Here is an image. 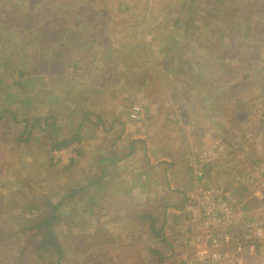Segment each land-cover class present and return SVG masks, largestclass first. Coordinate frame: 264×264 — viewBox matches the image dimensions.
Instances as JSON below:
<instances>
[{"label":"rangeland","instance_id":"rangeland-1","mask_svg":"<svg viewBox=\"0 0 264 264\" xmlns=\"http://www.w3.org/2000/svg\"><path fill=\"white\" fill-rule=\"evenodd\" d=\"M108 2L0 0V229L13 243L0 244V261H5L3 257L9 253L11 264H188L185 235L189 232L186 226L192 211L196 215L210 213L206 222L195 229L200 237L206 238L214 230L232 229L231 221L217 220V203L210 197L204 200L201 197L215 181L227 186L235 174L237 179H242L232 193L233 198L239 196V205L232 198L228 202L235 205V211L240 207L250 221H264V33H261L264 0H144L146 5L141 10L145 15L141 17L131 16L134 7L126 0H119L122 4L117 6L120 7L118 15L97 12L107 9ZM189 25L197 30L194 40L184 32ZM254 26L260 30L245 32ZM231 36L238 44L229 49L233 50V59L225 58L227 65L215 67L206 60L196 64L202 52L209 58L218 51L220 46L215 44L219 41L225 42L222 49L226 53ZM95 37L97 40L93 43ZM117 41L129 47L121 48L115 44ZM146 41H151L152 46L142 47ZM164 41L172 42L171 47ZM102 43L116 48H102ZM126 48L128 58H136L139 51L144 55L149 53L150 57L147 55L143 62L130 58L127 64L118 65V69L123 67L121 75L114 73L117 67L113 57ZM185 56L191 59L190 63ZM170 59L176 63L170 65ZM179 66L190 74L199 71L211 77L216 72L218 79L209 82L210 88L198 89L187 84L179 73ZM107 70L110 76L116 74L121 86H125L122 97L110 95L120 89L116 78L94 79L102 77ZM102 80L111 86L113 82L118 85L114 90L102 84ZM135 86L138 90L133 89ZM231 86L235 87L232 97L228 98L223 92ZM133 90L137 95H133ZM195 101L199 107L204 101L208 106H224V111L214 110L210 117L228 123L220 129L223 140L219 139L216 146L212 142L200 144V128H194L191 133L195 137L192 142L181 140L179 152L186 154V159L172 160L176 164L168 179L173 180L172 174L184 169L185 183L188 187L194 185L181 195L174 192L169 197L172 203L177 199L180 203L185 201L180 204L184 208H176L178 211L173 214L162 204L157 209L146 205L139 212V207L126 209L133 201L119 199V194L112 195L111 204H105L100 188L105 178L92 177L100 172L94 158L104 154L97 153L92 158L87 153L102 149V136L110 142L117 133L123 135L125 128L111 130L110 124L128 122L131 125L151 117L171 125L167 135L187 140L189 127L183 128L180 123L189 117L190 103ZM173 103L180 108L176 107L178 112ZM244 103L247 104L240 110ZM150 105L156 111L153 117L147 111ZM78 106L85 108V112L73 111ZM130 106H140L138 118L127 119ZM165 107L168 111H158ZM203 116L204 113H198L195 120H202ZM28 128L32 131L23 134V129ZM144 129L148 130L147 126ZM159 129L155 131L156 137H161ZM213 135L209 136L210 140L215 139ZM69 138L80 139L83 144L71 143L74 152L55 154L54 140ZM217 147L219 153H226L228 157L219 159L220 155H214L213 149ZM161 164L159 170L164 167ZM116 167L112 164L106 169L108 177H114ZM200 167V172L209 170L210 175L193 171ZM232 170V175H226ZM220 173H223L221 178ZM161 174L163 179L167 176L165 171ZM112 181L115 184L119 180ZM245 181L254 182L256 187L246 186ZM163 193L164 190L161 201L165 204L167 196ZM198 201L210 206L198 207ZM40 203H52V206L43 213L31 211ZM117 205L121 207L116 208ZM40 212L42 217H56L53 232L59 245L55 247L61 248V252L55 247L43 250L34 242L40 239L36 234L39 230L32 228ZM146 213L149 215L145 218ZM158 231L160 234H155ZM15 237L21 239L22 249L13 246L19 243L14 241ZM257 248L258 253L246 264H263L261 245ZM200 264L215 262L207 258Z\"/></svg>","mask_w":264,"mask_h":264},{"label":"crops","instance_id":"crops-1","mask_svg":"<svg viewBox=\"0 0 264 264\" xmlns=\"http://www.w3.org/2000/svg\"><path fill=\"white\" fill-rule=\"evenodd\" d=\"M127 2H130L132 4L133 11L131 13L132 17H141L142 15H145V13L142 12L141 9H143L146 5V3L144 2V0H126ZM160 1V0H157ZM116 4H115V3ZM123 3H125V1H122ZM122 2H119V0H109V4L110 6L108 8H112V9H99L97 10L101 12L102 15H106L108 13V15H118V11H120V7L118 8L117 6L120 4H122ZM153 4V3H152ZM126 10L128 8V6L126 5L124 7ZM138 8V9H137ZM134 9H137V12L134 11ZM150 10V9H148ZM57 13L60 12L59 8H56ZM121 11H123V9H121ZM107 12V13H106ZM149 14V11H148ZM189 28V27H188ZM186 31V29H184V32ZM191 36V38L194 40V37H192L191 34H189ZM166 40V39H165ZM118 43L115 42L116 45H120L121 42L117 41ZM151 44H153L150 41ZM148 43V41H146L144 44H142V47L144 48H149L152 45ZM164 43H167L166 45H168V47H171L172 42H168V41H164ZM221 44V42H219ZM232 43V42H231ZM230 43V45H231ZM129 44V43H127ZM132 44V43H130ZM234 43H232L233 45ZM174 45V44H173ZM231 45V47H232ZM100 46H102V48H108V50H114L116 47L114 45H109V46H105V43H102ZM121 48H125V47H129V45H126L125 47H123V44L120 45ZM173 48V46H172ZM127 48L126 50H119V54L117 55V57H113V63L116 64L117 67V71H114V73H118L121 75V73L123 72V67H119L118 69V65H125L128 63V59L131 58V60L136 61L138 58L140 62H143V60L147 57H150L149 53L147 55H144L142 51L138 52V55L136 58H132V57H127L128 55L126 54ZM148 52V51H147ZM121 53L123 56H121ZM112 57V56H110ZM109 57V58H110ZM100 58H104L100 57ZM152 58V57H151ZM182 58V57H181ZM173 59V58H172ZM170 59V65L174 62L176 63V60H172ZM186 61H188L190 63L191 59L188 60V58L185 56ZM233 59V57H230V61ZM150 60V59H149ZM201 60V61H200ZM206 60V62L210 63V60L212 61L211 58H208V56H206V52H202L201 55L198 57V60L195 61L196 64L197 63H201ZM184 62H186L185 60H183ZM151 62V61H150ZM205 62V63H206ZM214 62V66L215 67H221V66H217V64L221 65V59L218 58H214V60L212 61ZM173 63V64H174ZM194 63V62H193ZM88 72H85V74H87ZM111 72L110 71H105V73L103 74L102 77H94L95 80H100V79H108V78H116V74L112 73V76H110ZM136 74V71L135 73ZM88 75V74H87ZM119 75V76H120ZM180 75H183V79H185V81L187 82V84L190 86V82H192L191 84L193 86L197 85V79H208V76H204L205 74L198 71L197 73H184L182 72ZM89 77V76H88ZM212 80L216 81L218 79V76L216 74V72L214 73V76L211 75ZM119 82V77L116 78ZM193 81H192V80ZM210 79V77H209ZM104 80H102V84L104 85H108ZM114 86H111V88L116 87L118 84L115 85V82H113ZM217 83V82H216ZM108 85V86H109ZM122 84L120 83V89H114L115 92L110 93V95L112 94V96L115 94L117 98L122 97L123 94H125L124 91H126L125 86H121ZM96 87V85H95ZM198 89L202 88V85L198 86ZM132 88L130 87V90ZM133 89L138 90V88L135 86ZM133 95H137V92H135L133 90ZM125 97V95H124ZM204 100H206V98L204 97ZM137 103V100H134L133 103ZM86 104V103H84ZM79 105V102H78ZM135 105V104H134ZM133 105V106H134ZM133 106H130V113L133 109ZM173 108L175 109V112H178V110L176 109V105H174V103L172 104ZM78 106V108L76 107L74 110L78 111L80 110L81 113L85 112V108H80ZM179 110L180 108L177 107ZM190 109V115H188L189 117H187L186 119H184L180 124L182 125L183 128L185 127H189L190 132H187V140L183 137L180 139H175L174 137L172 138L171 136L166 134V131L168 130V128L171 125H164V121L161 120H157L155 121V119H152L151 117L145 120H141L139 119L137 122H134L135 124H128V122L126 123V125H122L121 123H117V122H113L111 123V127L110 129L112 130L114 129H120V131L122 130V127L125 128V130H123L124 132L122 133L123 135H117L115 137L112 138V141H108L106 139V137L102 136V149L101 148H96L94 150V153L90 154L87 153L88 157L90 155H93L92 158L95 157V155L97 153L103 152L101 156H97L94 158V161H96L95 163H97L96 165H99L100 168V172L96 173V175H92L93 179L97 178L102 180L105 178L104 183L101 181L102 185L100 186V188H102L103 190V196L105 198L106 203L105 204H111L110 200L112 199V195L114 194H119V197L117 195V197L119 199H130L131 202L130 205H128L127 208H129L130 206H134V207H139L140 209L143 207H154V209L160 208L162 207V205L164 207L167 208L168 212L170 210V212H176L178 211V209H182L184 208L183 206H181L180 204L184 202L181 201H177L175 203H172L173 201H169V197L171 196L172 193L174 192H178V195H181V193L186 192L187 188H192L194 185H191L190 187H188L185 183L184 180V176L186 175L184 172V169L182 170H177L175 169V173H173V180H171L170 178L168 179V175H170L172 173V169L175 167L176 162L172 161L174 159L177 158H181V159H186V154H182L179 152L180 149V142L181 140L184 141V143L188 142H192L195 137L192 135L193 134V130L194 128H200L201 129V133L198 136V141L200 142V144H204L205 142H212L214 144V146H216V143H218L219 139L223 140V136H222V131L220 130L221 128L224 129L227 126V121L223 120V119H215L212 120L208 117V113L213 112L214 111V107L212 106H208L206 104V102L204 101V105H200V107L198 106V104L195 102L190 103L189 106ZM218 111H221L220 108H217ZM116 110H118V108H116ZM147 111H149L150 116H154V114H156V111H153V105H150V107L147 109ZM161 112H166L168 111V108H162L161 110H158ZM192 113V114H191ZM198 113H204V119L202 120H195L196 114ZM131 114L128 113V115L126 116L128 120L132 119ZM136 121V120H134ZM155 121V122H154ZM227 122V123H226ZM232 122V121H231ZM176 124V123H175ZM109 125V126H110ZM120 125V126H119ZM122 125V126H121ZM133 128V130L135 129V132H131L129 130L128 127ZM147 126L148 130L144 129V127ZM162 126V127H161ZM161 127V128H160ZM160 128V129H159ZM159 129L162 130V134L161 137H156V133L155 131ZM211 130L214 131V133L211 132ZM110 131V130H108ZM141 132V133H139ZM210 132V133H209ZM177 133V132H176ZM179 133V132H178ZM183 133V132H182ZM186 133V132H185ZM192 133V134H191ZM214 134V140H210V135ZM113 136V135H112ZM229 140H232V138L228 137ZM78 145H82L83 142L82 140L80 141V139H77ZM104 141V143H103ZM109 142V143H108ZM183 143V142H182ZM220 143H222L220 141ZM219 143V144H220ZM207 144V143H206ZM229 144V143H228ZM231 144V143H230ZM76 145V143H75ZM178 145V147H177ZM74 146V145H73ZM71 147L70 149H67L66 151L70 150L71 153L74 150V147ZM208 150L210 151V149L208 148ZM74 152V151H73ZM213 154H218L220 155L218 158H222L223 157H228L226 153H219L218 152V147L217 149H213ZM210 158V157H209ZM203 160H206L205 157H203ZM229 160V159H228ZM221 162V161H220ZM162 163V164H161ZM112 164L117 165L115 171H117V173H115L114 177L109 176L108 177V172H106V169H108ZM164 165V167H161L162 170H159L158 165ZM203 165V164H202ZM231 165V164H229ZM190 170V169H189ZM200 170H202V168H196L193 171H198L199 175H210V171L209 170H203L202 172H200ZM160 171V172H159ZM165 171V175H167L164 179L163 177H161V173ZM192 172V170H191ZM234 171H230L228 173H226V175H232L231 173H233ZM110 173V172H109ZM218 176V174H217ZM223 176V173H220L219 177L221 178ZM237 175L235 174L234 177H232V180L229 181L227 186H223L222 183H220V181H215V183H213V185H215L216 187H223L225 189H231L233 191H235L236 189H238V181L240 182V180L242 179H237L238 177H236ZM119 180L118 183L113 184L112 180ZM236 178V179H235ZM244 184L246 186H248L247 184H250L251 187H256L254 182H249V181H245ZM197 187H201V185L196 184ZM249 187V186H248ZM255 189V188H253ZM162 190L165 191V193H163V196L166 195L167 199L165 204L161 201L163 198L161 197V193ZM167 192V193H166ZM257 192V191H256ZM183 195V194H182ZM114 198V197H113ZM134 199V200H133ZM139 201V202H138ZM104 202V201H103ZM162 204V205H161ZM102 206H104V204H102ZM106 206V205H105ZM113 207H115V205L112 204ZM143 206V207H142ZM117 207H121V205H117ZM131 207V208H134ZM144 210V209H143ZM139 210H137L138 212ZM142 209L139 211L141 212ZM148 214V213H147ZM169 214V213H168Z\"/></svg>","mask_w":264,"mask_h":264},{"label":"built area","instance_id":"built-area-1","mask_svg":"<svg viewBox=\"0 0 264 264\" xmlns=\"http://www.w3.org/2000/svg\"><path fill=\"white\" fill-rule=\"evenodd\" d=\"M140 111V106H135L130 113V117L134 119L138 118ZM69 146L72 147L73 145L56 149L54 150L55 154L65 152L71 148ZM231 195L232 192L228 189L210 185L209 189H205L203 197L200 196L203 200L210 197L214 200V203H217V220L219 222L231 221L232 229L214 230L213 234L206 238L200 237L196 234L195 229L198 224L206 222L210 213H206L205 215L199 213L196 215L192 211L193 214H191L186 226L189 232L185 235V244L189 247L188 264H200L207 258L212 259L215 264H246V261L252 255L258 253V245H261L259 251L263 257L264 264V221H250L246 213L241 211L240 207L235 211L233 209L235 205H231L228 202V199L232 198L233 202L237 204L236 198H233V195ZM197 203L195 204L198 207L203 205L199 201ZM203 206H210V204L207 203ZM214 214L215 212H213L212 216ZM202 251L205 252L202 253Z\"/></svg>","mask_w":264,"mask_h":264},{"label":"trees","instance_id":"trees-1","mask_svg":"<svg viewBox=\"0 0 264 264\" xmlns=\"http://www.w3.org/2000/svg\"><path fill=\"white\" fill-rule=\"evenodd\" d=\"M194 1V0H193ZM179 20V19H178ZM200 27V26H199ZM199 27H198V29H199ZM255 27V28H254ZM254 27H248V31H247V29H246V31L245 32H250V31H253V32H256V30L258 31V30H260L259 28H258V26H254ZM188 29H190V31L189 32H187V30ZM185 32L186 33H188V34H191L192 35V37H194V34L196 33V31L197 30H194V29H196V28H193V26L192 25H189V28H188ZM238 31H241L242 32V30L241 29H237V32ZM231 33H232V31H230ZM237 32H236V34H234V35H237ZM261 33H264V27H263V29H262V31H261ZM218 34L219 35H221V33H220V31H218ZM222 39V38H221ZM96 37L94 38V39H92V41H93V43H95L96 42ZM223 40H225V39H223ZM55 42H57L58 41V37H56L55 38V40H54ZM53 41V42H54ZM103 42V41H102ZM219 42H221V44L220 43H217V44H215V45H217V46H220V48H218V51H214L215 53H211V56L209 57V58H211L212 59V61L214 60V58H218V59H221V65H219V64H217V66H225V65H227L226 64V61H225V58H230L231 57V55H232V53H233V50H229V49H234V48H236L237 47V44H238V41L236 40V39H234L233 38V36H231V38H230V41H229V44L228 45H226V46H228L229 48L228 49H225L226 50V53H225V51H224V49H222V46H223V44H225V42L224 41H219ZM234 43L233 45H232V43ZM230 43H231V45H232V47H231V45H230ZM79 47V46H78ZM226 48V47H225ZM233 56V55H232ZM211 60H210V62H212ZM241 62H244V59H241L240 60ZM225 62V63H224ZM213 65H214V62H213ZM182 72H184V73H188V71L186 70V69H184V68H182L181 66H179V73L181 74ZM209 77L210 76H208V79H197V85L196 86H200V85H202V88H207V87H209L210 88V83H212V78L210 77V79H209ZM210 82V83H209ZM192 82H190V85H192L191 84ZM214 84H216V82H214ZM219 85H220V83H219ZM193 86V85H192ZM216 85H214L213 87H215ZM233 87H235V86H231V87H229V88H227V89H225V91L223 92V95H226L228 98H231L232 97V94H233V92H232V89H233ZM199 88V87H198ZM241 96V95H240ZM241 98H242V96H241ZM245 101H247V100H245ZM247 103H244V104H241L240 105V110H242L243 108H244V106L246 105ZM221 106V105H220ZM217 108H220V110L221 111H224V106L223 107H217ZM216 107H214V110H218ZM9 109H5V111L7 112ZM263 111H264V109H263ZM3 112H4V109H3ZM211 115H210V113H208V117L210 118V119H212L211 117H210ZM241 117L243 118L244 117V115H241ZM187 117H185V119H186ZM34 121H36V119H34ZM38 121V120H37ZM29 130V131H28ZM32 131V128L30 129V128H28L27 129V131H25V129H23V134H25L24 132H31ZM28 135H29V133H28ZM27 135V136H28ZM17 140L19 141L20 140V138L18 137L17 138ZM78 142V140L77 139H74V138H69V139H64V140H59V139H56V140H54V145L52 146V149H54V150H56V149H60V148H62V147H65V146H68V145H71V143H77ZM228 190H230L232 193H235V191H233V190H231V189H228ZM236 199H237V201H240V198H239V196H237V195H235L234 196ZM236 205H239V203L237 202V204ZM244 205V204H243ZM47 206V207H46ZM50 206H52V203H40V204H36L35 205V207H32V209H31V211H39V210H41V212L43 213V211L45 212V209H47L48 207H50ZM44 210H43V209ZM56 208V207H55ZM47 211H50V210H47ZM41 212L39 213V214H37V216H36V218H37V220H36V224L35 225H33V227L32 228H35V229H37V230H39V233L37 232L36 234L40 237V239H35V241L34 242H37L38 244H40V246H41V249H43V250H45V249H48V248H51V247H55V245H59V243H58V238H57V236H55V233L53 232V228H54V225H56V223L54 222V218H56V217H52V215L50 216V218L47 216V217H42L41 215ZM51 213L52 212H54V211H50ZM49 212V213H50ZM148 215L149 214H144V217L146 218V217H148ZM152 219H153V216L151 217ZM155 221V218L153 219V222ZM153 224V223H152ZM2 229H0V244H2V243H4L6 246H10V244H13L12 243V240L10 239V237L8 236V234L7 233H4L3 231H1ZM155 234H157V235H159L160 234V232L158 231V232H156ZM14 241H19V243L18 244H16V245H13V246H17V247H19V248H21L22 249V244H21V239L20 240H17V238L15 237V239H14ZM33 242V243H34ZM41 249H37V250H41ZM55 249L56 250H58V252L60 251L61 252V248H56L55 247ZM153 252H155V251H153ZM158 255H159V253L158 252H156ZM20 254H21V256L23 255V253H22V251H20ZM39 254V253H38ZM3 259H5V261H0V264H11V262L9 261V253H6L5 254V256L3 257ZM15 262H17V261H15ZM183 263V262H182ZM184 264V263H183Z\"/></svg>","mask_w":264,"mask_h":264}]
</instances>
